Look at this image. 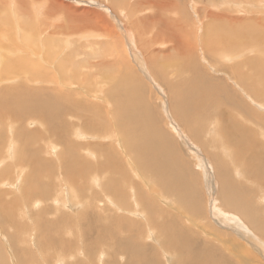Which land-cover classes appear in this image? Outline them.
Listing matches in <instances>:
<instances>
[{"label": "rangeland", "instance_id": "obj_1", "mask_svg": "<svg viewBox=\"0 0 264 264\" xmlns=\"http://www.w3.org/2000/svg\"><path fill=\"white\" fill-rule=\"evenodd\" d=\"M15 1L0 0V72L3 71L0 73V88L7 87V82L9 87L21 88L26 86L24 84L33 88L47 85L40 81V77L36 76L38 79L35 80L36 77L29 73L30 70L31 73L36 72V67L27 66L31 64L26 60V64L20 62L38 57L39 60H34L40 61L42 66L48 65L46 69L55 78L56 89L52 94L63 97L60 98L63 109L57 107L58 110L50 111L48 106L41 108L37 105L39 108L32 111L22 110L13 104H0V202L11 207L13 216L10 215L14 218L5 221L0 210V263L178 264L175 253L178 250L170 252L161 245V241H166L165 237L168 241L169 237L162 236L160 226H157L165 223L175 228L173 233L181 236V242L187 237L186 245L198 253L209 255L211 264H264L239 234L233 235L229 227L222 228L211 213L219 209L217 203L222 200L227 177L243 186V194H254L255 201L264 208V175L258 173L260 175L255 176L257 180L243 175L247 158L252 153L264 152V135L261 134L264 128L260 129L264 126V92L261 90L258 98L256 89L250 86L252 76L256 85L264 88L263 76L251 67L253 59L258 60L261 66L264 62V0H20L26 2L22 9L27 10L17 17L11 12V5L17 4ZM41 2H53L49 8L56 5L57 9L52 8L55 14L51 15L46 5L41 12L37 11ZM32 4L36 6L35 11ZM43 8L46 14L42 12ZM20 21L30 26L21 27ZM50 23L58 25L55 32H52L55 26L46 25ZM31 30L39 36V46L40 41L34 39L36 36ZM88 33L94 37L88 40L78 38L81 34L87 37ZM30 35L34 40L30 41ZM45 39H48L46 43ZM86 40L91 42V50L90 47L85 48ZM213 41L222 47V52L237 54L236 58L228 59L230 56H226L227 60H220V55L210 57L206 46ZM43 51L50 56L54 54L52 63L42 60ZM8 54L23 59L15 61ZM5 56L20 66L16 67L18 65L12 60L8 61L12 65L7 64L2 59ZM234 64L239 71H235ZM6 65L12 68L1 69ZM66 65L70 67L68 70H65L68 68ZM72 67L74 72L70 71ZM126 70L138 81L135 96L138 95L136 99L141 102V105L137 104L136 111L142 117L140 122L139 118L126 121L123 111H117L119 94L126 95L131 93V89L135 90L128 85ZM21 71L27 74H19ZM22 81L24 84L21 85ZM17 90L21 89L14 90L16 95L20 94ZM5 94V91L0 92V102L8 96V101L14 97L9 92L6 97ZM176 109L186 120L180 119ZM255 114L263 117L258 118ZM124 122L136 127L149 126L146 129L152 130L153 134L149 133L154 137V128L160 129L173 143L170 155L176 163L187 167L188 172H184L187 191L191 190L189 195L193 197L195 194L198 198L195 205L198 206V214L191 210L183 211L182 205L178 207L175 195L159 192L154 184L159 180L156 175L150 178L149 174L142 172L138 162H144V168L147 166L139 159L133 146L136 134L131 130L134 128H124ZM235 124L243 128V134L234 135ZM212 125L215 126L214 139ZM229 128L233 130V141L223 136L222 130ZM79 130L83 134L78 135ZM247 135H255L256 146L252 144L251 147L248 140L242 138ZM237 139L242 144L243 156L239 160L236 156L240 152L237 154L234 147ZM222 145L225 148L220 152ZM161 146L158 148L159 157L162 155ZM136 147L149 156L150 145ZM214 153L219 159V173L222 174V186L219 183V187L217 174L211 171ZM197 154L202 156L200 161L207 162V165L201 162L203 168L197 165ZM64 158H70L71 162L65 165ZM258 162V166L264 168V159ZM88 165L89 168L86 167ZM206 171L209 174L205 176ZM93 179L99 182L95 184ZM25 181L30 182L27 183L29 186ZM218 188L220 190L217 191ZM134 207L141 209L138 211ZM152 208L158 211L155 215L157 223L148 217ZM153 224L155 226H151ZM41 241H48L43 243L48 247L46 251H43ZM60 244L63 248L58 247ZM247 251H250V256ZM223 257L226 259L222 260Z\"/></svg>", "mask_w": 264, "mask_h": 264}, {"label": "bare ground", "instance_id": "obj_2", "mask_svg": "<svg viewBox=\"0 0 264 264\" xmlns=\"http://www.w3.org/2000/svg\"><path fill=\"white\" fill-rule=\"evenodd\" d=\"M41 1V0H40ZM114 1H116V0H114ZM158 1V0H157ZM17 4L14 6V3L11 5V12L17 17V16H20V14L22 15V12L24 11V10H27V9H22V7H23V4L25 5V3H24V1H18V0H16L15 1ZM159 2V1H158ZM157 2V3H158ZM176 2V1H175ZM12 3V2H11ZM10 3V4H11ZM52 3L53 2H48L47 4H43L42 2H41V5H39V6H37L38 8H37V11H40L41 12V9H42V7H43V5H46V7H51L50 5H52ZM27 4H29V3H27ZM37 4V3H36ZM54 4V3H53ZM160 4H162V3H160ZM31 5V4H30ZM48 5V6H47ZM160 7V6H159ZM31 8H33V10L35 11V8H36V6L35 7H33V4H32V6H31ZM45 8V7H44ZM44 8H43V10H42V12L44 11ZM47 8V9H48ZM52 8H56L57 9V6L56 5H53V7ZM52 8H49L48 9V11L50 12V10H51V15H52V13L54 12V9H52ZM105 9H107L106 7H104ZM4 9V8H3ZM9 10V9H8ZM52 10H53V12H52ZM110 10V9H109ZM36 11V12H37ZM46 11V10H45ZM44 11V12H45ZM88 11H90V10H88ZM111 11V10H110ZM5 12H6V10H5ZM10 12V13H11ZM74 12V11H73ZM119 12V11H118ZM123 12V11H122ZM1 13V12H0ZM4 13V12H3ZM32 13H33V11H32ZM48 13V12H47ZM109 13V12H108ZM113 13V12H112ZM45 14H46V12H45ZM55 13H53V15H54ZM76 14V13H75ZM78 14V13H77ZM110 14V13H109ZM12 15V14H11ZM10 15V16H11ZM72 15V14H71ZM81 15V14H80ZM80 15H78V16H80ZM122 15V14H121ZM37 16V15H36ZM48 16V15H47ZM77 16V15H76ZM80 18V17H79ZM116 18V17H115ZM21 19H24V18H22L21 17ZM55 19V18H54ZM63 19V18H62ZM84 19V18H83ZM16 21V20H15ZM25 21V20H24ZM46 21V20H45ZM26 22V21H25ZM25 22H21L20 21V25H21V27L22 26H30V24L29 23H25ZM46 22H48V21H46ZM73 22H74V20H73ZM80 22V21H79ZM22 23V24H21ZM75 23H76V21H75ZM11 24V23H10ZM16 25L15 26H19L20 27V25H18L17 23H15ZM51 24V25H50ZM50 24H46V25H48V27L50 26V27H53V26H55L54 24H52V23H50ZM42 25V24H41ZM65 25V24H64ZM71 25V24H70ZM107 25V24H106ZM13 26V25H12ZM11 26V27H12ZM58 27V25H56L55 27H53L52 29V32H55L54 30L56 29ZM128 28V27H127ZM27 29V28H26ZM22 30V29H21ZM21 30H19L20 32H21ZM62 30V29H61ZM77 30V29H76ZM107 30V29H106ZM12 31V30H11ZM27 31H29L30 32V30L28 29ZM78 31V30H77ZM14 32V31H13ZM19 32V33H20ZM31 32H32V30H31ZM71 32H73V31H71ZM70 32V33H71ZM75 32V31H74ZM73 32V33H74ZM132 32V31H131ZM22 33H25V32H22ZM33 33V35H34V32H32ZM31 33V34H32ZM67 33V32H66ZM78 33H79V31H78ZM110 33V32H109ZM28 33H25V35H27ZM35 34H36V32H35ZM85 34H87V33H85ZM115 34H117V33H115ZM218 34H220V33H218ZM133 35H134V33H133ZM23 36V35H22ZM34 36H36V35H34ZM99 36V35H98ZM131 36V35H130ZM25 37V36H24ZM29 37V36H28ZM30 41L31 40H34L35 38H38V40L40 39L39 38V36L37 37H34V39L32 38V36L30 35ZM68 37V36H67ZM91 37H94L92 34H89L88 33V36L86 37L85 35H79L78 36V38L79 39H87L88 40V38H91ZM95 37H96V35H95ZM136 37V36H135ZM20 38H21V36H20ZM217 38V37H216ZM26 39H28V38H26ZM132 39V38H131ZM21 40V39H20ZM35 40H37V39H35ZM37 40V41H38ZM84 41V46H85V48H88V47H90V50H91V48H92V45H91V42H88V41ZM211 40H213V39H211ZM18 41V40H17ZM36 41V42H37ZM40 41V40H39ZM38 41V42H39ZM48 41V39H45V43ZM93 41V40H92ZM133 41H135V40H133ZM183 41V40H182ZM185 41V40H184ZM209 41V40H208ZM216 41V40H215ZM215 41H213V44H207L208 46H206V47H208L209 49H207V51L209 52V54H210V57H213V56H215V57H217L218 55H220V57H219V59L220 60H224V59H226L227 57L226 56H230V57H228V59H230V58H233V57H235L237 54H227V53H224V51H226V50H224L223 52H222V47L220 48V47H218L217 46V43L215 42ZM25 42H28V41H25ZM34 42V41H33ZM97 42V41H96ZM96 42H95V44H96ZM181 42V41H180ZM215 42V43H214ZM16 43V42H15ZM18 43H20L19 41H18ZM17 43V44H18ZM41 43V41L38 43V46H39V44ZM93 43V42H92ZM26 44V43H25ZM27 44H29V43H27ZM31 44V43H30ZM29 44V45H30ZM49 44V43H48ZM47 44V45H48ZM121 44H123V43H121ZM150 44V43H149ZM205 44V43H204ZM22 45V44H21ZM43 45H44V43H43ZM103 45V44H102ZM188 45V44H187ZM186 45V46H187ZM15 47H19V45H14ZM30 46H32V44L30 45ZM66 46L68 47V45L66 44ZM98 46H99V43H98ZM104 46V45H103ZM226 46V45H225ZM14 47V50L16 49ZM202 47V46H201ZM33 48H34V45H33ZM33 48H30V49H33ZM44 48H46V47H44ZM84 48V47H83ZM102 48V47H101ZM10 49V48H9ZM67 49V48H66ZM12 49H10L9 51H11ZM22 50H25V47H24V49H22ZM38 50V49H37ZM37 50H34L33 52H35V51H37ZM71 50V49H70ZM92 50H94V49H92ZM100 50V49H99ZM98 50V51H99ZM102 50V49H101ZM190 50V49H189ZM38 51H40V50H38ZM46 51V50H45ZM43 51V53H45V54H43V59L42 60H45V62L48 60L50 63H52V61H54V54L52 55V53H51V56L50 55H48L46 52L48 51ZM73 51V50H72ZM3 52V51H2ZM1 52V54L2 55H5V54H3ZM90 52V51H89ZM93 52H95V51H92L91 53H93ZM124 52H125V50H124ZM184 52V51H183ZM262 52V51H261ZM12 53H13V51H12ZM18 53V52H17ZM27 53V52H26ZM48 53H50V52H48ZM60 53V52H59ZM69 53V52H68ZM201 53V52H200ZM10 54V53H9ZM9 54H8V56H9ZM21 55L20 56H23V53H20ZM39 54V53H38ZM190 54V53H189ZM24 55H26V54H24ZM35 55V54H34ZM60 55V54H59ZM91 55V54H90ZM93 55V54H92ZM139 55V54H138ZM141 55V54H140ZM8 56H5L4 58H2V59H4V60H6V62H7V64H9V65H12L11 63H9L8 61H10V60H12V59H14L15 61H17L18 60V58L19 59H23V58H20V57H16V58H14V56L15 55H13V57L12 56H9V58L10 57H12V59H9L8 60ZM28 56H30L29 54H28ZM40 56H42L41 54H40ZM143 56V55H142ZM32 57V56H31ZM209 57V58H210ZM25 58H27V55L25 56ZM58 57H56V59H57ZM117 58V60H118V57H116ZM136 58H138V57H136ZM208 58V59H209ZM214 58V57H213ZM236 58V57H235ZM27 59H29V60H27ZM27 59H24V61L23 60H21L20 62L21 63H23V64H26V63H24L25 62V60L26 61H28V63L29 64H31V65H27V66H32V67H36L35 69L37 70H35L36 72H33V73H31L32 71L30 70L29 71V73L33 76L34 75V78L36 77V76H38V77H40L39 79H40V81L42 82V83H45V84H47V85H45V86H40V87H38V88H33V87H30L28 84H24L23 83V81L22 82H20V84L22 85V84H24V88H21L20 86L18 87V86H14V85H12L13 87H9L8 85V82H7V84H6V86L7 87H1L0 88V92H2V91H5V93L6 94H8V92H9V94L11 95H13L14 97L13 98H9V101H8V97H10V96H8V95H6L5 94V97L6 96H8L7 98H5V99H3V100H1V102H0V104L1 105H3L4 106V104H13V105H16V106H20V109H22V110H26V109H31L32 111H34V110H36V109H38L39 107L37 106V105H39L41 108H44L45 106H48V109L50 110V111H53V110H58L57 109V107H60L61 109H63L62 108V106H61V104H62V102H61V99H63V97H58L57 95H59V94H52V91H54L55 89H56V87H55V78L53 77V74L51 75V72H50V70H47L46 68H48L47 66L48 65H45V66H42V64H41V62L40 61H35V60H39V58L37 57L35 60L34 59H30V58H27ZM198 59V58H197ZM3 60V61H4ZM14 60H12L15 64H16V62L14 61ZM116 60V59H115ZM140 60V59H139ZM199 60V59H198ZM216 60V59H215ZM227 60V59H226ZM226 60H225V62H226ZM2 60H1V63H3V64H6L5 63V61L3 62ZM213 61V60H212ZM251 61H253L252 63H251V67L253 68V70H255V72L258 74V75H260V76H263V78H264V62H261L262 63V66H261V64L259 63V61L258 60H251ZM12 62V63H13ZM60 62H62V61H60ZM74 62V61H73ZM84 62V61H83ZM137 62H139V61H137ZM209 62V61H208ZM75 63V62H74ZM114 63H115V61H114ZM116 63H117V61H116ZM115 63V64H116ZM23 64H21V66H24V67H27V66H25V65H23ZM53 64H54V62H53ZM86 64H87V62H86ZM97 64V63H96ZM96 64H94V65H96ZM100 64H102L101 62H100ZM118 64V63H117ZM120 64V63H119ZM138 64V63H137ZM139 64H140V62H139ZM138 64V65H139ZM146 64V63H145ZM207 64V63H206ZM9 65H6L4 68H1V69H6V67H8ZM14 65V64H13ZM16 65H18V64H16ZM43 65H44V63H43ZM52 65V64H51ZM50 65V66H51ZM64 65V64H63ZM68 65H70V66H72L71 64H68ZM73 65H75V64H73ZM93 65V64H92ZM192 65V64H191ZM236 64H234V65H232L233 66V68L235 69V71H239V69H238V66H235ZM3 66V65H2ZM1 66V67H2ZM20 65H18V66H16V67H19ZM49 66V67H50ZM61 67H62V65H60ZM59 66V67H60ZM65 66V65H64ZM63 66V67H64ZM107 66V65H106ZM142 66V65H141ZM10 68H12V66H9ZM29 67H27L26 69L28 70L29 69ZM31 67V68H32ZM52 67H55V65H52ZM66 67H68L67 65H66ZM89 67H90V65H89ZM111 67V66H110ZM140 67V66H139ZM147 67V66H146ZM189 67V66H188ZM10 68H8V70H11ZM15 68V67H14ZM56 68V67H55ZM70 67H68V68H65V70L67 69H69ZM74 67H72L71 68V70L70 71H72V72H74L72 69H73ZM83 68V67H82ZM85 68V67H84ZM112 68H113V66H112ZM153 68H155V67H153ZM190 68V67H189ZM21 69V68H20ZM62 69H64V68H62ZM145 69V68H144ZM8 70H6V72L7 73H9L8 72ZM16 70H18V68H16ZM33 70V69H32ZM40 70V71H39ZM55 70H57V68L55 69ZM143 70V69H142ZM146 70H149V69H147L146 68ZM12 71V70H11ZM15 71V70H14ZM34 71V70H33ZM59 71H62V73H63V70H60L59 69ZM80 71V70H79ZM116 71V70H115ZM6 72H4V73H6ZM23 71H21V72H18L19 74L21 73V75L23 74V75H25V74H27L25 71V74L24 73H22ZM28 72V71H27ZM39 72H40V74H39ZM0 73H3V71L2 72H0ZM15 73H17V72H15ZM28 73V74H29ZM34 73H36V74H34ZM54 73V72H53ZM123 73V72H122ZM126 73H127V77H128V85H130V86H132L133 87V89H135V90H130V92L131 93H128V94H124V95H121V94H119V96L117 97L118 98V100H116V105H117V107H118V109H117V111H123V114L125 115L124 117H125V119H126V121H129V120H134V118H139V122H140V119L142 118L141 117V115H138L137 113H136V111H137V109H138V105H141V104H139V100L138 99H136V97L138 96H135V91H137L136 89H137V84H138V81H136L133 77H132V75H131V73L128 71V70H126ZM151 73V72H150ZM149 73V75L150 76H152V74H150ZM153 73V72H152ZM217 73V72H216ZM19 74H17V75H19ZM60 74H61V72H60ZM74 74V73H73ZM117 75H118V73H116ZM115 74V75H116ZM121 74V73H120ZM3 74H1V76H2ZM9 75V74H8ZM69 75V74H68ZM10 76V75H9ZM12 76V75H11ZM20 76V75H19ZM57 76V75H56ZM65 77L67 76V75H64ZM63 76V77H64ZM120 76V75H119ZM124 76V75H123ZM5 78H8V77H6V76H4ZM3 77V78H4ZM21 77V76H20ZM23 77V76H22ZM114 77V76H113ZM153 77V76H152ZM86 78V77H85ZM122 78V77H121ZM126 78V77H125ZM150 78V77H149ZM36 79H38L37 77L35 78V80ZM81 79V78H80ZM112 79V78H111ZM116 79V78H115ZM127 79V78H126ZM10 80V79H9ZM13 80V79H12ZM121 80H123V78L121 79ZM29 81H30V79H29ZM126 81V80H125ZM250 81H252V83H251V85L250 86H252V87H254L255 89H256V91H257V93H258V98H260V92H261V90L264 92V88H259L257 85H256V83H255V79H253V77L252 76H250ZM17 82V81H16ZM27 82V81H26ZM31 82H32V80H31ZM52 82V84H50V85H48V83H51ZM79 82V81H78ZM127 82V81H126ZM261 83H262V80H261ZM69 84H70V82H69ZM124 84H125V82H124ZM17 85H19V84H17ZM28 85V86H27ZM52 85V86H51ZM63 86H65L64 84H62ZM127 85V84H126ZM90 86V85H89ZM162 87V86H161ZM17 88H19V89H21V90H17L20 94H18V95H16L15 94V92H14V90H16ZM58 88V87H57ZM139 90H140V88H139ZM161 90V89H160ZM101 92H103V91H101ZM56 93V92H55ZM113 93V92H112ZM112 93H110V94H112ZM116 93V92H115ZM141 93V91L139 92V94ZM114 94V93H113ZM134 96L132 99L130 98L131 96ZM111 96V95H110ZM113 96H115V94L113 95ZM248 96V95H247ZM69 97H71V96H69ZM123 97H126V98H123ZM61 98V99H60ZM75 98V97H74ZM111 98H113V97H111ZM139 98V97H138ZM145 100V99H144ZM8 101V102H7ZM251 101V100H250ZM58 103H60V104H58ZM71 103H72V101H71ZM141 103V102H140ZM64 104V103H63ZM67 104V103H66ZM138 104V105H137ZM65 106V105H64ZM67 106V105H66ZM65 106V107H66ZM256 107V106H255ZM14 108V107H13ZM166 108V107H165ZM262 108V107H261ZM258 109V108H257ZM140 110H142L141 112H143V109H140ZM260 110V109H259ZM8 111V110H7ZM176 111H177V114L178 115H180L179 117H180V119L181 120H186V118L181 114V111L179 112V110H177L176 109ZM242 111H244V110H242ZM138 112V111H137ZM14 113V112H13ZM142 114V113H141ZM219 114V113H218ZM2 115H3V113H2ZM101 115V114H100ZM144 115V114H143ZM256 115V114H255ZM8 116V115H7ZM10 116V115H9ZM8 116V118H10ZM11 116H13V114L11 115ZM99 117V116H98ZM256 117H258V118H261V117H263V116H260V115H256ZM13 118H14V116H13ZM16 118V117H15ZM122 118H123V116H122ZM122 120V119H121ZM135 121V120H134ZM145 121V120H144ZM143 121V122H144ZM95 122H97V121H94V123ZM121 122H123V121H121ZM131 122H133V121H131ZM146 122V121H145ZM214 122V121H213ZM128 124H126L125 122L124 123H122V126L124 127V128H126V129H129V128H134V129H132L131 131L132 132H134L136 135L133 137V143H134V148H135V150H136V152H137V154H138V157H139V159L140 160H142V161H145V166H147V168H144V162H138V165H139V167H140V169L142 170V172H144V173H147V174H149L150 175V178H152V176L153 175H156L157 177H158V182H156V183H154L157 187H158V190H159V192L161 193V194H166V195H175L176 196V201H177V205H178V207L179 206H181L182 205V209H183V211H185V212H188V211H192V212H194V213H197L198 214V206L197 207H195V205H197L198 204V198H196V195L195 194H193V197H191L189 194L191 193V190H189L190 192L188 193V191H187V189H188V186H187V178H186V176L184 175V172H185V170L188 172V170H187V167L185 166V165H181L180 164V162H179V164L178 163H176L174 160H176V159H174L173 158V156H171L170 155V153L171 152H173L172 151V146H173V143H171L169 140H168V137L160 130V129H157V128H154V132H155V137L154 136H151L153 133H152V130L150 131V130H148V129H146V128H148V127H136V126H133V125H131V124H129V122H127ZM96 124V123H95ZM141 124V123H140ZM143 124V123H142ZM200 124H203V123H199V125ZM261 124V123H260ZM89 125V124H88ZM95 126V125H94ZM212 127H213V129H214V127L215 126H213L212 125ZM66 128V127H65ZM96 128V127H95ZM210 128H211V126H210ZM262 128H264V126H261V130H262ZM90 129H92V127H90ZM146 129V130H145ZM152 129V128H151ZM234 129L236 130L235 131V133H234V135H236V134H238V135H240V134H243V128H241L240 126H238L237 124H235L234 125ZM260 129H258V130H260ZM94 130V129H93ZM95 130H97V128L95 129ZM202 130H203V128H202ZM202 130H201V134H202ZM149 131L151 132V135H150V133H149ZM176 131H178V130H176ZM223 131V136L226 138V140L227 139H231V141H233V138H231V134H233V130H231V128H229V130L228 129H224V130H222ZM86 132V131H85ZM87 132H89V131H87ZM219 132V131H218ZM79 133H81V134H83L80 130H79V132H77V134L78 135H80ZM246 133V132H245ZM244 133V134H245ZM76 134V132H75V135H76V137H79L78 135ZM85 134V133H84ZM176 134H177V132H176ZM261 134H262V136L264 135V131L262 130L261 131ZM88 135V134H87ZM221 135H222V133H221ZM90 136V135H89ZM193 136V135H192ZM83 137H85L84 135H83ZM183 137V136H182ZM194 138H196L195 136H193ZM216 137V133H215V129H214V131H213V139ZM90 138H91V136H90ZM93 138V137H92ZM242 138H246L247 140H248V142H249V144H250V146L252 147V144L253 145H257V143L255 142V140H256V138H255V135H247V136H244V137H242ZM79 139H80V137H79ZM160 139V140H159ZM196 140H197V138H196ZM52 143V142H51ZM53 144V143H52ZM162 144V146H161V148H160V150H161V152H162V155L159 157L158 156V148H159V146ZM185 144V143H184ZM189 144V143H188ZM236 144L237 145H234V147H235V152L238 154L239 152V154L236 156V159L237 160H239V157H241V156H243L242 154H241V148H240V146L242 145L241 144V141H240V139H237V141H236ZM136 145H138V146H142V145H150V153H149V156L147 157L146 156V154H145V152L142 150V149H140V148H138V147H136ZM193 147V146H192ZM195 147V146H194ZM213 148V147H212ZM214 148H216V146L214 147ZM225 148V146H221L220 147V149H219V151L221 152L223 149ZM210 153V152H209ZM60 154H63L62 152L60 153ZM65 154V153H64ZM108 155V154H107ZM173 155V154H172ZM193 155H196V154H193ZM147 157V158H146ZM197 157H199V160L197 159V165L199 166V167H201L202 165H201V162H203V164L204 165H207V162L206 161H200V158H202V156L201 155H198L197 154ZM15 158V157H14ZM74 158V157H73ZM109 158V157H108ZM65 159V158H64ZM69 159L70 158H67V159H65V165H66V163L67 162H71V161H69ZM262 159H264V152H262V153H257V154H255V153H252V155L249 157V158H247V161H248V163H247V165L245 166V174H244V172H243V175H245V176H247L248 178H252L253 180H257L256 178H255V176H257V175H260V174H263L264 175V168H261V167H259L258 166V160H262ZM0 160H2V159H0ZM27 160V159H26ZM68 160V161H67ZM71 160V159H70ZM178 161V160H177ZM258 163H257V162ZM3 162V161H2ZM21 162V161H20ZM24 162V161H23ZM211 162L213 163L212 165H213V170H211L212 171V173H213V171H214V174H215V172H216V174H217V176H216V178H217V187H219V183H220V186H222V174L221 173H219V169H220V167L218 166L219 165V159L217 158V156H216V154L214 153L212 156H211ZM231 162V161H230ZM68 164V163H67ZM69 164H71V163H69ZM250 164V165H249ZM24 165V164H23ZM223 165V164H222ZM131 166V165H130ZM179 166H182L183 168H181L180 169V167ZM235 166V165H234ZM264 166V165H263ZM87 168H89L90 166L88 165V166H86ZM230 167V166H229ZM201 168H203V167H201ZM222 168H224V167H222ZM238 168V167H237ZM96 169H100V168H96ZM95 169V170H96ZM234 169V168H233ZM258 169V170H257ZM67 170V169H66ZM75 170H76V168H75ZM74 170V171H75ZM88 170V169H87ZM207 170V169H206ZM236 170H238V169H236ZM235 170V171H236ZM68 171V170H67ZM71 171V170H70ZM70 171H68V172H70ZM133 171H135V170H133ZM73 172V171H72ZM238 172V171H237ZM76 173V172H75ZM205 173V172H204ZM208 172L206 171V173H205V176H206V174H207ZM258 173H260V174H258ZM209 174V173H208ZM11 175V174H10ZM26 175V174H25ZM29 175V174H28ZM31 175V174H30ZM36 175V174H35ZM121 175H122V173H121ZM146 175V174H145ZM33 176V175H32ZM40 176V175H39ZM75 176H78V175H76L75 174ZM240 176H242V174L240 173ZM13 177V176H12ZM125 177V176H124ZM138 177V176H137ZM191 177V176H190ZM14 178H16V177H14ZM23 178V177H22ZM21 178V179H22ZM33 178V177H32ZM244 178V177H243ZM30 179H31V177H30ZM34 179H36V178H34ZM74 179V178H73ZM124 179V178H123ZM127 179H129L128 177H127ZM127 179H126V181H127ZM12 181H15V180H12ZM29 181H32V183H33V180H29ZM73 181H75V179L73 180ZM118 181V180H117ZM20 182H21V180H20ZM92 182L93 183H95L96 181L93 179L92 180ZM99 182V181H98ZM98 182H96L95 184H97ZM27 183H30V182H27V181H25V184H27ZM105 183V182H104ZM152 183V182H151ZM239 182H236V181H234V180H232L231 178H229V177H227L226 179H225V181H224V188L225 189H222L223 190V196H222V200H221V202L220 201H218L219 203H217V206H218V208L220 209H214V211L213 212H211V213H214V216H213V218L215 217V220L217 221V223L222 227V228H225V226L226 227H229V229L233 232V235H234V233L235 234H239L240 235V238H243L245 241H246V243L250 246V248H252L255 252H256V254H258L259 256H260V258L262 259V261L264 262V212H261L260 213V211H262L264 208H262V205H261V203H259V202H257V201H255V199H254V194L253 195H248L247 193L246 194H243V192L245 191H242V185H240V184H238ZM122 184H123V182H122ZM28 186H29V184H27ZM120 185H121V183H120ZM124 185V184H123ZM123 185H121L122 187H123ZM264 185V184H263ZM8 186V185H7ZM11 186V185H10ZM85 186V185H84ZM84 186H83V188H84ZM13 187V186H12ZM22 187H24V186H22ZM73 187V186H72ZM110 189H112V188H110ZM132 189V188H131ZM138 189V188H137ZM214 191H215V189L214 188H212ZM244 189V188H243ZM78 190V189H77ZM218 190H220V188H218L217 189V191ZM135 191V190H134ZM193 191V190H192ZM195 191V190H194ZM193 191V192H194ZM256 191V190H255ZM30 192H32V190H30ZM129 192V191H128ZM138 192V191H137ZM192 192V193H193ZM254 191H252V193H253ZM258 192V191H257ZM21 193V192H20ZM37 193V192H36ZM60 193V192H59ZM121 193V192H120ZM28 194H31V193H28ZM28 194H26V196L28 195ZM40 194V193H39ZM113 194H116L115 192L113 193ZM125 194V193H124ZM264 194V193H263ZM43 195V194H42ZM132 195L134 196L135 194H133L132 193ZM256 195V194H255ZM260 195H262V194H260ZM6 196V195H5ZM264 196V195H263ZM14 197V196H13ZM33 197V196H32ZM128 197H129V195H128ZM147 197V196H146ZM159 197H161V196H159ZM170 197V196H169ZM141 198V197H140ZM145 198V197H144ZM256 198V197H255ZM260 198H262V196H260ZM55 199V198H54ZM61 199V198H60ZM146 199H148V198H146ZM145 199V200H146ZM1 200H3L2 198H1ZM57 200H59V199H57ZM137 200H138V198H137ZM161 200V199H160ZM162 200L164 201V198L162 197ZM215 200H218V199H216L215 198ZM258 200V199H257ZM42 201V200H41ZM54 201V200H53ZM112 200H110V202H111ZM144 201V200H143ZM168 201V200H167ZM213 201V200H212ZM261 201V200H260ZM16 202V201H15ZM34 202V201H33ZM60 202V201H59ZM62 202V201H61ZM112 202H114V201H112ZM133 202V201H132ZM165 202V201H164ZM56 203V202H55ZM138 203H140V202H138ZM147 203V202H146ZM149 203V202H148ZM166 203V202H165ZM171 203V202H170ZM169 203V204H170ZM190 203V204H189ZM122 204V203H121ZM192 204H194L193 206H191ZM216 204V203H215ZM6 204L5 203H3L2 201L0 202V210H1V215H2V218L6 221V220H8V221H11L12 219H14L12 216V210H11V207H9V206H5ZM114 205H116L115 203H114ZM117 205H118V203H117ZM143 205H144V203H143ZM37 206H38V204H37ZM36 206V207H37ZM88 206V205H87ZM146 206H148V205H146ZM63 207V206H62ZM118 207V206H117ZM135 207H137L136 205H135ZM134 207V208H135ZM140 207H142V206H140ZM139 207V208H140ZM60 208V207H59ZM63 208H65V207H63ZM68 208H70V206L68 205ZM68 208H66V209H68ZM133 208V209H134ZM138 208V209H139ZM196 208V209H195ZM132 209V211H134ZM136 209V208H135ZM138 209H136V210H138ZM141 209V208H140ZM182 209H180V210H182ZM143 210H145V209H143ZM232 210V211H231ZM139 211V210H138ZM156 212H158V211H156V210H154L153 208L151 209V212L150 213H148V214H150V215H148V217L151 219V220H153L152 222H154V223H157L156 222V220H155V215H156ZM15 213V212H14ZM126 213V212H125ZM128 213V212H127ZM135 213V212H134ZM134 213H132V214H134ZM140 213V212H139ZM160 213V212H159ZM162 213V212H161ZM12 216H11V215ZM163 214V213H162ZM192 214V213H191ZM140 215H141V213H140ZM143 216V215H142ZM168 216H169V214H168ZM1 218V217H0ZM18 218V217H17ZM146 218V217H145ZM188 218V217H187ZM144 219V218H143ZM116 220V219H115ZM117 220H119V219H117ZM121 220H123V221H125V219H121ZM131 220V219H130ZM147 220V219H146ZM170 220H172L173 221V219H170ZM7 221V222H8ZM27 222V221H26ZM118 222H121V223H123V224H127V223H124V222H122V221H118ZM132 222V221H131ZM13 223V222H12ZM134 223V222H133ZM136 223V222H135ZM150 223H151V221H150ZM174 223V222H173ZM9 224V223H8ZM13 224H15V223H13ZM225 224V225H224ZM224 225V226H223ZM95 226V225H94ZM129 226V225H128ZM151 226H155V224H153V225H151ZM160 226V227H159ZM149 227V226H148ZM157 227H159V230H160V233H161V235L162 236H168L169 237V240L167 241V237H165L164 239L166 240V241H161V242H163L161 245L163 246L164 245V247L167 249H170V252L172 251V252H175V250L177 249L178 250V252H175L176 254H177V259H176V262L178 263V264H211V261H210V259L211 258H209L208 256H207V254H203L202 252H196L193 248H192V246H191V248H190V245L188 246V245H186L185 243H187L189 240H188V238L187 237H184L183 239H182V242H181V236H176L174 233H173V231L175 230V228H172V225H171V227H169V225H167V224H165V223H163L162 225H158ZM137 229V228H136ZM107 230V229H106ZM138 230V229H137ZM116 231V230H115ZM148 231V230H147ZM153 232H154V230H153ZM106 235V234H105ZM180 235V234H179ZM142 236V235H141ZM110 237V236H109ZM15 238V237H14ZM40 238H42V237H40ZM44 238V237H43ZM111 238V237H110ZM239 238V237H238ZM49 239V238H48ZM41 240V239H40ZM114 240V239H113ZM211 240V239H210ZM131 241V240H130ZM46 241H41L40 242V244H41V246H42V248H43V251H46L47 250V248L48 247H46L43 243H45ZM63 242H65V241H63ZM159 242V241H158ZM46 243H48V241L46 242ZM68 243V242H67ZM134 243V242H133ZM225 245V244H224ZM131 246H132V244H131ZM59 248H63L62 247V245L60 244V246H58ZM137 247V246H136ZM17 249V248H16ZM133 250H135V249H133ZM242 251V250H241ZM19 252V251H18ZM142 252V251H141ZM212 253V252H211ZM247 253L249 254V256H250V251H247ZM100 255H101V253H99ZM98 254V255H99ZM29 256H30V253L28 254ZM99 255V256H100ZM212 255V254H211ZM253 255V254H252ZM58 256V255H57ZM172 256V255H171ZM216 256V255H215ZM49 257V256H48ZM219 257H222V256H219ZM252 257V256H251ZM56 258V257H55ZM254 258V257H253ZM49 259H51V258H49ZM226 258H224L223 257V259L222 260H225ZM37 260V259H36ZM99 260V259H98ZM102 260V259H101ZM166 260V259H165ZM213 260V259H212ZM262 261H259V262H262ZM99 262V261H98ZM147 262V261H146ZM224 262V261H223ZM60 263H62V262H60ZM59 263V264H60ZM219 263V262H218ZM0 264H2V262L0 263ZM6 264V263H5ZM24 264H25V261H24ZM64 264V263H63ZM67 264V263H66ZM101 264V263H100ZM214 264V263H213Z\"/></svg>", "mask_w": 264, "mask_h": 264}]
</instances>
